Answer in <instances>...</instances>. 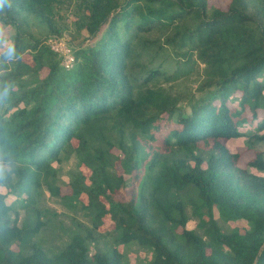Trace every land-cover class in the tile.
Listing matches in <instances>:
<instances>
[{
    "label": "trees",
    "instance_id": "obj_1",
    "mask_svg": "<svg viewBox=\"0 0 264 264\" xmlns=\"http://www.w3.org/2000/svg\"><path fill=\"white\" fill-rule=\"evenodd\" d=\"M67 11L96 39L72 47L71 69L27 26L59 38ZM0 23L13 29L2 53L14 49L0 55V185L19 197L0 194V264H122L115 247L90 251L106 215L116 244L149 249L150 264H264V177L249 171L264 172V0H4ZM194 72L195 90H179ZM239 137L244 168L223 143ZM71 158L62 195L53 163ZM42 188L91 225L73 223L53 254L33 241ZM214 210L248 228L224 231Z\"/></svg>",
    "mask_w": 264,
    "mask_h": 264
},
{
    "label": "rangeland",
    "instance_id": "obj_2",
    "mask_svg": "<svg viewBox=\"0 0 264 264\" xmlns=\"http://www.w3.org/2000/svg\"><path fill=\"white\" fill-rule=\"evenodd\" d=\"M230 0H208L209 5L216 6L219 9L224 10L227 3ZM63 18L67 23V29L63 31L62 35L59 38H50L44 37L46 35L45 28L38 22L35 18L27 19L28 31L35 38H45L46 43L53 49H55L58 56L61 58L62 66L65 69H71L74 65L73 60L71 61L72 56V47L77 45H94L95 40L84 41L87 37L85 32L77 35L72 29V22L74 21V16L70 11L65 12ZM105 27L102 28L101 33L104 31ZM13 35V29L10 26H4L0 23V53H2L10 43V38ZM25 61H29L28 55H23ZM46 71H43L45 74ZM200 78L197 73H193L188 77H185L179 81L178 85L179 90H195L197 87L198 81ZM238 95V94H236ZM260 115L264 114V109L260 108L258 110ZM243 131L252 130L249 126L242 128ZM226 148L230 153H238L240 158L238 160V166L244 168L246 163L253 158V153L251 151L245 150L246 137H239L230 139L223 142ZM258 149L264 154V143L258 144ZM53 166L57 168V186L60 187V192L62 195L69 194L68 184L71 182V173L75 171V160L71 158L68 161H65L61 164L53 163ZM3 170H7L8 167L0 168V176L3 173ZM250 173L264 177V172H259L254 169H249ZM84 175H88V172L82 169ZM40 198L38 199L39 209L43 212H47L45 218H42L45 222V227L41 229L33 238V241L37 244H40L43 249L48 254H53L58 252L66 242L67 231L72 227L73 223H81L85 226H90L88 219L85 218L84 211L80 209V206L73 204V207H65L64 204L59 200L49 196L47 190L42 188L39 190ZM0 194L4 195V201L6 204L13 203L18 201L17 192L10 191L7 187L0 185ZM129 197V191L126 190L124 194L116 197L117 200H125ZM80 201L84 204L86 203V196L81 195ZM71 209V210H69ZM74 210V211H73ZM189 212V211H188ZM24 211L18 212L19 223L20 220L24 218ZM214 217L217 220L220 227L225 231L230 230L231 228H238L241 232L248 228V225L243 220L223 222L217 214V211L214 210ZM32 223L33 219H29ZM196 220L190 217L187 222V229L196 230ZM113 225L106 215L101 225L99 226L97 232L94 233L95 241L90 243L91 253L96 249L107 250L115 247L122 254V264H150L153 260V253L143 247H139L136 244L122 245L116 244L113 239ZM27 252V250H26Z\"/></svg>",
    "mask_w": 264,
    "mask_h": 264
},
{
    "label": "clouds",
    "instance_id": "obj_3",
    "mask_svg": "<svg viewBox=\"0 0 264 264\" xmlns=\"http://www.w3.org/2000/svg\"><path fill=\"white\" fill-rule=\"evenodd\" d=\"M3 3H4V0H0V5H3ZM13 52H14V49L8 48L6 53H0V55L7 54V55L11 56L13 54Z\"/></svg>",
    "mask_w": 264,
    "mask_h": 264
},
{
    "label": "built area",
    "instance_id": "obj_4",
    "mask_svg": "<svg viewBox=\"0 0 264 264\" xmlns=\"http://www.w3.org/2000/svg\"><path fill=\"white\" fill-rule=\"evenodd\" d=\"M53 49V48H52ZM54 51H56L55 49H53ZM73 60V58H71V61Z\"/></svg>",
    "mask_w": 264,
    "mask_h": 264
}]
</instances>
